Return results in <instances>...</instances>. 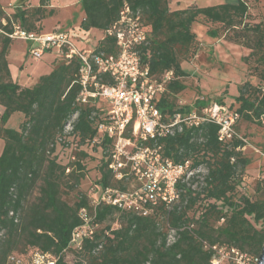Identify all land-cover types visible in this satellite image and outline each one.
Returning a JSON list of instances; mask_svg holds the SVG:
<instances>
[{
	"label": "trees",
	"instance_id": "16d2710c",
	"mask_svg": "<svg viewBox=\"0 0 264 264\" xmlns=\"http://www.w3.org/2000/svg\"><path fill=\"white\" fill-rule=\"evenodd\" d=\"M51 1L21 3L9 15L0 2V139L5 142L0 154V264H9L12 254L28 256L34 250L58 256L56 264H70L65 250L73 230L82 224V208L93 212L99 224L94 239L87 240L83 251L76 254L86 264H212L204 241L235 246L259 257L264 246V183L257 184L256 190L262 193L257 199L237 197L238 188L244 185L243 174L252 163L242 150L246 143L239 124L244 119L262 125L264 120V22L248 21L249 2L204 7L191 4L172 10L170 0H80L84 11L80 27L105 34L94 51L107 55L119 53L116 38L107 32L120 21L125 6L140 12L148 36V44L139 47L143 66L159 80L173 71L166 91L156 100L165 116L213 104L203 99L192 106L178 103V95L187 87L183 79L189 76L182 62L196 53L198 40L193 26L200 20L212 25L207 30L209 37H224L251 50L243 60L261 82L258 86L250 82L241 85L235 97L238 108L229 106L240 113L236 131L241 137L223 143L219 140L220 126L205 123L159 140L163 154L176 163L192 160L196 166L206 165L207 185L193 191L181 184V202L173 210L166 211L160 205L152 215L139 216L105 204L95 210L90 194L80 189L86 177L84 160L92 159L84 147L96 142L103 158L95 184L102 189L128 191L132 181L117 180L110 168L114 140L98 128L105 110L93 102H77L81 61L56 58L52 72L42 75L31 87L20 85L12 77L9 55L16 41L10 37L14 24L28 32H45L43 21L55 14L49 9ZM102 81L113 83L109 75H103ZM218 103L225 104L222 100ZM16 113L24 116L23 121L19 128L9 127ZM74 114L78 117L70 139L61 141L64 127ZM70 140L79 144V152L74 162L62 164L56 155L57 144H69ZM71 192L76 194L73 202L64 197ZM166 216L175 228L194 225L181 231L171 246L166 245L165 233L160 230L161 218Z\"/></svg>",
	"mask_w": 264,
	"mask_h": 264
},
{
	"label": "built area",
	"instance_id": "2783aa9c",
	"mask_svg": "<svg viewBox=\"0 0 264 264\" xmlns=\"http://www.w3.org/2000/svg\"><path fill=\"white\" fill-rule=\"evenodd\" d=\"M107 35L116 38L119 48L117 55L80 49L69 31L59 29L38 34L14 24L10 37L28 43V52L35 59H41L51 51L56 52V58H78L81 61L78 79L81 92L77 102H93L97 108L105 110V117L98 122V128L102 134L114 140L110 168L117 180H132L131 184L135 182L137 185L123 191L119 188L102 189L94 184L90 192L94 209L105 204L123 211H133L139 216L152 215L160 205L166 211H171L181 202L183 189L180 185L184 184L193 191L203 189L207 185L209 170L206 165L196 166L192 160L176 163L163 154L159 140L205 123H215L220 126L219 140L230 143L235 137H241L236 131L240 113L216 102L200 110L165 116L156 100L166 91L173 71L159 80L150 74L147 66H143L139 47L148 44V36L140 12H134L126 5L120 21L108 30ZM103 75H109L113 83L103 82ZM96 115L93 114V119ZM77 117L78 114H74L66 123L61 141L71 135ZM10 214L14 215L13 212ZM79 217L82 224L73 230L69 247L65 250L66 261L70 264H86L76 254L83 251L87 240L94 239L99 227L95 214L89 209L82 208ZM161 220L160 230L165 233L167 246L178 241L181 231L194 226L175 228L167 216ZM118 226L116 223L115 227ZM203 245L212 255V264L259 262L258 256L235 246L210 244L207 241ZM67 257H72V260ZM58 259L51 253L34 250L28 256L10 255L8 263L56 264Z\"/></svg>",
	"mask_w": 264,
	"mask_h": 264
},
{
	"label": "rangeland",
	"instance_id": "374dc122",
	"mask_svg": "<svg viewBox=\"0 0 264 264\" xmlns=\"http://www.w3.org/2000/svg\"><path fill=\"white\" fill-rule=\"evenodd\" d=\"M39 3V0H0L6 13L13 14L16 6L21 3L32 5ZM250 5L248 21L251 23L264 22V0H247ZM180 2V3H179ZM238 0H170V8H186L191 4L198 6H211L223 3H237ZM181 4V5H180ZM53 8L55 14L43 21V31L50 32L56 29L69 31L72 39L80 49L92 51L98 43L105 37V34L97 29L84 31L80 24L83 17V9L79 0H52L49 9ZM212 27L211 24L200 20L193 26V31L197 35L198 43L196 45L195 55L188 61L182 62L183 69L189 74L184 78L186 90L178 95V103L181 107L192 106L196 100L203 99L210 103L222 100L227 106L238 108L235 97L239 95V87L246 82L254 86L260 85L258 76L253 72L243 58L248 56L250 49L232 43L224 37L211 38L207 35V30ZM17 41V40H16ZM24 47L22 43L17 42L14 45L13 53L10 58L13 70L18 71L23 68L22 62L25 59ZM50 52L46 53L42 59H35L26 54L27 60L23 70L31 74V77H38L43 72ZM22 117L16 115L11 121L14 127L20 126ZM239 132L247 141L242 149L244 154L252 162L242 177V183L238 188L237 197L245 195L252 200L262 196V193L256 190L258 183H264V120L259 125L254 122L242 120L239 124ZM3 141H0V149ZM89 152L92 159L84 160L86 165V177L81 182L80 189L90 194L94 184L100 178L99 165L103 158V150L99 143H91L84 147ZM1 152V151H0ZM76 152H79V144L70 140L69 144L58 142L56 155L58 161L62 164H71L75 160ZM77 158V156H76ZM72 169V167L70 168ZM137 185L135 182L129 187ZM243 186V187H242ZM245 186V187H244ZM75 192H71L64 197L73 202ZM37 196L34 193L32 200ZM72 257H67L72 260Z\"/></svg>",
	"mask_w": 264,
	"mask_h": 264
},
{
	"label": "crops",
	"instance_id": "0c3cea01",
	"mask_svg": "<svg viewBox=\"0 0 264 264\" xmlns=\"http://www.w3.org/2000/svg\"><path fill=\"white\" fill-rule=\"evenodd\" d=\"M80 2V0H79ZM180 3V2H179ZM38 1L37 3H34L32 1V5H38ZM181 5V4H180ZM178 6V5H176ZM176 6H174L173 10H178V9H181V8H177ZM188 7V6H187ZM184 9V8H182ZM83 17H84V12H83ZM17 42H20L22 43L23 47H24V56H25V59L27 60V53H28V48H29V44L26 43V42H23V41H20V40H17L13 43L12 45V48H11V51H10V55H9V62H10V70H11V73H12V77L14 79L15 82H18L20 85L22 86H25V87H31L33 85L36 84V82L38 81V79L42 76V75H45V74H49L52 72L53 68H54V63H55V60H56V52L55 51H51L49 56H48V59H47V63L43 69V73L41 75H39L38 77H31V74L29 73H26L25 70H23L25 68V65H26V60L24 59L23 62H22V67L21 70H18L17 72L13 70V65H12V62L10 60L11 56H12V53H13V48H14V45L17 43ZM48 53V52H47ZM45 56V55H44ZM43 56V57H44ZM42 57V58H43ZM41 58V59H42ZM16 115H20V117H22L21 119V122L23 121V118L24 116L22 114H19V113H16L15 115L12 116L11 120L9 121L8 123V126L9 127H12V128H16L14 127L13 125H11V121L13 120V118L16 116ZM18 128V127H17ZM0 141H3L2 143V146H1V149H0V154L2 153L3 149H4V145H5V142L4 140L0 139ZM252 164V163H251Z\"/></svg>",
	"mask_w": 264,
	"mask_h": 264
},
{
	"label": "water",
	"instance_id": "95a60500",
	"mask_svg": "<svg viewBox=\"0 0 264 264\" xmlns=\"http://www.w3.org/2000/svg\"><path fill=\"white\" fill-rule=\"evenodd\" d=\"M258 264H264V246H263L262 251L260 253Z\"/></svg>",
	"mask_w": 264,
	"mask_h": 264
}]
</instances>
